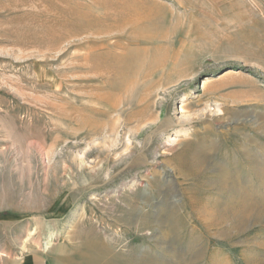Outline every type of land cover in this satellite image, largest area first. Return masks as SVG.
<instances>
[{
  "label": "rangeland",
  "instance_id": "rangeland-1",
  "mask_svg": "<svg viewBox=\"0 0 264 264\" xmlns=\"http://www.w3.org/2000/svg\"><path fill=\"white\" fill-rule=\"evenodd\" d=\"M0 264H264V0H0Z\"/></svg>",
  "mask_w": 264,
  "mask_h": 264
},
{
  "label": "bare ground",
  "instance_id": "bare-ground-1",
  "mask_svg": "<svg viewBox=\"0 0 264 264\" xmlns=\"http://www.w3.org/2000/svg\"><path fill=\"white\" fill-rule=\"evenodd\" d=\"M133 1V0H132ZM134 9V8H133ZM252 197V196H251ZM253 204V203H252ZM255 205V204H254ZM254 207V206H253ZM47 244V243H46Z\"/></svg>",
  "mask_w": 264,
  "mask_h": 264
}]
</instances>
